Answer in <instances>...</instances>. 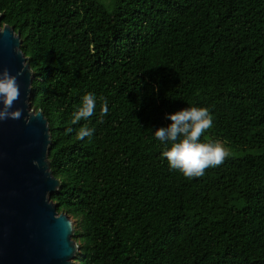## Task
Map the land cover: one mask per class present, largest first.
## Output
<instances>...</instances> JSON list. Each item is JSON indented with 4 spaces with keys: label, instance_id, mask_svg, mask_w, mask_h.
Listing matches in <instances>:
<instances>
[{
    "label": "trees",
    "instance_id": "16d2710c",
    "mask_svg": "<svg viewBox=\"0 0 264 264\" xmlns=\"http://www.w3.org/2000/svg\"><path fill=\"white\" fill-rule=\"evenodd\" d=\"M0 13L49 122L74 264H264V0H0ZM87 93L95 114L73 124ZM193 106L213 116L201 142L257 153L192 179L171 169L155 130Z\"/></svg>",
    "mask_w": 264,
    "mask_h": 264
},
{
    "label": "water",
    "instance_id": "95a60500",
    "mask_svg": "<svg viewBox=\"0 0 264 264\" xmlns=\"http://www.w3.org/2000/svg\"><path fill=\"white\" fill-rule=\"evenodd\" d=\"M21 44L0 13V69L24 70L14 105L23 115L0 122V264H74L80 250L74 221L51 198L61 181L51 169L48 119L31 102L34 73Z\"/></svg>",
    "mask_w": 264,
    "mask_h": 264
},
{
    "label": "clouds",
    "instance_id": "9594fccd",
    "mask_svg": "<svg viewBox=\"0 0 264 264\" xmlns=\"http://www.w3.org/2000/svg\"><path fill=\"white\" fill-rule=\"evenodd\" d=\"M23 69L13 75L7 68L0 69V122L19 120L23 109L14 108L20 98L18 76ZM97 97L87 93L82 97L81 106L73 113L72 123L88 120L95 114ZM103 117L108 114V102L100 97ZM171 123L155 130V137L166 145L162 156L167 159L171 169L178 170L187 179L201 177L209 168L222 165L230 152L219 142H201L205 132L213 127V116L206 107H185L166 115ZM26 123H30L25 119ZM95 129L87 125L77 132L78 139L91 137ZM35 163V162H34Z\"/></svg>",
    "mask_w": 264,
    "mask_h": 264
},
{
    "label": "rangeland",
    "instance_id": "374dc122",
    "mask_svg": "<svg viewBox=\"0 0 264 264\" xmlns=\"http://www.w3.org/2000/svg\"><path fill=\"white\" fill-rule=\"evenodd\" d=\"M215 142H219V143L223 144V146L229 150L230 156H232V157H240V156H245L247 154L257 153V150H251V149H245V148H241V147L231 146V145L227 144V142L220 140V139L216 140ZM72 238L74 239L73 236H72Z\"/></svg>",
    "mask_w": 264,
    "mask_h": 264
}]
</instances>
